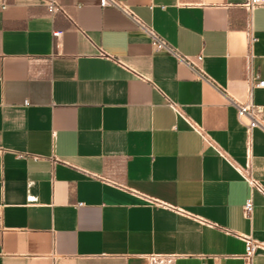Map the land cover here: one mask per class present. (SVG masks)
Masks as SVG:
<instances>
[{
  "label": "crops",
  "instance_id": "0c3cea01",
  "mask_svg": "<svg viewBox=\"0 0 264 264\" xmlns=\"http://www.w3.org/2000/svg\"><path fill=\"white\" fill-rule=\"evenodd\" d=\"M47 1L0 0V264H246L233 232L264 242V194L237 166L264 186V128L248 162L225 93L244 102L264 79V5L122 0L181 54L202 53L212 85L121 10ZM252 99L264 105V87Z\"/></svg>",
  "mask_w": 264,
  "mask_h": 264
},
{
  "label": "built area",
  "instance_id": "2783aa9c",
  "mask_svg": "<svg viewBox=\"0 0 264 264\" xmlns=\"http://www.w3.org/2000/svg\"><path fill=\"white\" fill-rule=\"evenodd\" d=\"M98 4L101 7H115L119 10H121L125 15L130 17L132 20H134L148 35L152 45L155 47L156 50H164L167 51L173 55H175L179 61L182 63L186 64L188 67H190L193 72L196 74L197 77L200 79L215 85L213 80L207 75L205 70L203 69L202 66V61H203V54L199 53L194 56H189V55H183L181 54L174 46L169 44L167 41H165L159 34L158 32L150 25H147L144 23L133 11V9L124 1L122 0H98ZM243 5L248 9L252 10L255 6L258 5H264V0H245L243 2ZM47 10L50 13H54L59 10V7L55 3V0H48L47 1ZM63 31L57 30L53 32V36L59 38L62 35ZM256 87H264V79H260L259 77H252L250 79V84H249V98L248 100L241 102V101H236L232 97H230L227 93H225V97L228 102L233 103L236 108H237V116L240 122H242L247 130L248 133V140H247V158L248 162H250L251 158V133L254 127L261 126L264 128V123L262 121V113L264 110V105L262 104H257L253 101L252 95H253V90ZM26 104L28 103V100L24 101ZM169 105L177 111V113L182 114L180 108L177 106V104L171 100H169ZM190 126L197 131L202 139L207 143L208 145L214 147L220 155H222L225 158H228L227 154L223 149H221L218 144L215 142V140L212 138V136L206 131V129L198 125L197 123L193 122L190 119H187ZM22 156V154H20ZM36 159L39 158L38 155L34 156ZM55 160H58L57 157H54ZM237 168L243 173L245 176L249 186L251 189H256L261 191L264 194V186L263 184L253 176L248 171L249 164L247 168H242L240 166H237ZM153 200V199H151ZM254 203H253V198L250 195L247 197L243 204V215L245 217H250L251 213L253 211ZM181 212H184L180 209H178ZM209 223L208 221H204ZM234 235L237 237L243 239L245 241V254H244V259L246 261V264H250L251 257L254 255V253L258 250H264V242L255 240L251 237V235L247 234H242L238 232H233ZM205 264V263H203Z\"/></svg>",
  "mask_w": 264,
  "mask_h": 264
}]
</instances>
